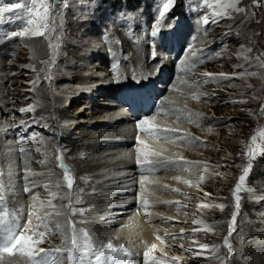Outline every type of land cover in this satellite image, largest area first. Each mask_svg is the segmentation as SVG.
Instances as JSON below:
<instances>
[{
  "label": "rangeland",
  "instance_id": "obj_1",
  "mask_svg": "<svg viewBox=\"0 0 264 264\" xmlns=\"http://www.w3.org/2000/svg\"><path fill=\"white\" fill-rule=\"evenodd\" d=\"M159 1L164 4L161 9L156 6ZM199 5H202L205 14L202 24L194 18V7ZM8 16L10 19L7 18ZM167 16L171 17L173 23H180L182 20L185 23L179 29L181 34L175 32L169 36L162 35L161 41L155 39L158 50L174 51L170 49L174 45V41L172 42L171 39H177L178 42L184 34L183 39L186 36L195 35V48L206 50L207 53L201 62L198 61L194 69L185 68L186 70L183 72L177 71L182 77L196 72L194 76L198 75L197 78L188 76L185 79L187 80L185 81L186 86L196 87L192 93L196 94L193 95L195 97L192 95L179 97V95H175V92L170 93L173 94L175 101L178 100L176 103H180L182 108L187 109V119H180V115H177L178 118L171 117L169 114L168 118L173 121V127L158 125L164 135L170 133L167 132L168 130L179 135H167L168 137L155 141L162 145H166L167 141L172 142L165 151L154 149V152L159 155L158 157L167 159L159 165L163 164L168 167L166 172L163 171L164 173L161 172L155 176H159V179L163 177L164 180L161 179V184L164 187L178 190L177 195L180 197H169L173 194L171 191L166 189L158 192L148 185V183L152 184L159 179H144V176L148 175L140 176L139 181L143 186L136 190L142 196L151 197L150 199L145 198L146 203L171 205L175 202L176 207L168 213H164L163 209L158 206L142 207L137 211L127 210L117 221L119 223L117 228L120 225L129 226L130 236L133 237L122 238L119 244L126 246V243L130 242L134 245L126 247L136 251L146 249L149 253L147 258L152 255V247L134 246L142 244L141 240H135V234L144 230L139 226L146 223L147 225L153 224L154 220H150L149 217L155 214L162 219L161 223L155 222L158 224V226L155 225L156 233L160 232L161 226H165V233L168 232L171 235L169 237L165 235L164 238L170 242H180V246L185 247V250L187 249L190 254L184 253L183 248L179 250L182 253L178 257L173 250L175 246L165 241L162 244L164 250L172 251L165 256L160 253L156 254L153 257L154 264H243L242 260L245 255L253 257V252L245 254L240 250L246 244H253V241L250 240L254 236L262 237L264 234V231H258L264 227L262 222L264 214L262 213L258 217L249 216L250 212L255 213L259 207L251 201V194H255L254 189L257 188V191H260V193H256L258 196L264 195V0H0V28L6 29L7 36L0 34V39L5 40H0V59L3 58V63L6 62L0 65V131L4 137L6 136L3 144L11 142L12 148L10 149L13 151L10 158L12 160L11 167H14L16 172L15 178L4 180L3 184L17 187L14 192V194H19L15 198V203L18 204L16 208L22 207L24 210L20 212L32 216L29 222H36V224L27 230L34 232L31 234L32 238L35 235L40 236L42 233L45 236L44 245L72 250L75 252V256L82 257L90 247L100 249L108 246L113 247L116 243L111 244V239H106L104 243L100 244L95 242L86 227L80 226L72 229L75 220H69L67 224L69 228L62 227L65 231L51 230L57 225L55 220L48 225L40 222L41 216L36 214L37 211L41 214L45 209V214L52 213L55 217L56 213H61V209L64 211L68 207L75 206L73 199L76 195L82 197L84 193L92 192V190H88L89 186L86 183L77 185L75 179H77V174L80 175L79 172L76 173L75 167L68 165L69 163H64L66 161L64 153L68 152L67 148L65 150L67 144L64 142V145L62 143L58 145L55 140V135L58 134L57 140L62 141L63 132L71 139L70 141L79 135L71 130V125H67V129L70 128L68 130L60 128L63 122L69 121V119H65L67 116L61 115L64 114L62 111L67 110L68 114L74 113L72 105L69 106L72 98L67 94L69 96L67 99L63 97L61 102L52 103L45 109L37 110V106L47 102L50 96L55 93V86L60 87L66 84L60 82L59 78L65 79L73 74V71L80 70L78 67H74L75 60L83 62L91 69L98 66L95 62L90 63L89 60H83V57H77L80 53L86 55L92 51L95 53L94 59L100 54L106 58L107 52L99 38L102 32L110 36V39L107 38L109 42H111V37L117 42L111 44H114L111 50L116 45L118 46L117 50L122 49L123 51L126 49L125 44L127 45V42L131 40V35L134 34L129 30L127 33L126 29L132 27L138 39L142 35L144 36L140 42L144 49L143 59L145 57L149 64L154 62L157 64L160 58H156L153 62V59L149 58V36L163 28ZM179 17L180 20H177ZM16 19L18 20L16 21ZM108 27L111 35L107 30ZM119 30L123 33L121 32L122 37L117 38ZM201 31L204 35L198 41L197 38L198 35L201 36ZM3 44L14 46L17 52L14 53V49L10 51L12 53L3 56ZM133 44L134 42H131V46ZM98 53L100 54L98 55ZM156 53L159 56L163 54L160 51ZM35 55H37L36 58ZM196 55L194 54V57ZM164 59L165 56H161V62L156 65L155 72L149 74L144 80L150 84V81L154 80L152 79L155 77L154 74L162 73V77L168 76L170 72L173 74L171 81L167 80L168 84L166 83V85L169 86L162 92L160 98L167 97L176 77L174 66L172 68V63L165 65ZM90 60L92 61L93 58ZM190 61L192 60L190 59ZM12 62L13 64H11ZM163 62L164 65H162ZM104 64L103 70L97 67L98 73H94L95 75L111 72L109 69L110 60L105 61ZM126 65L131 64H123L124 69L127 67ZM189 66L187 65V67ZM80 78L77 79L80 80ZM77 79L74 80V84ZM97 80H100L102 84L109 82L98 78ZM183 80L179 83H182ZM200 84H203L202 87L200 86L201 88L198 86ZM39 86L43 88L44 94L39 95L36 100L34 98V101L33 91ZM156 86L159 88L161 85L156 84ZM81 89L83 90V88ZM99 94L102 95L100 92H96L95 95L88 94L90 98L84 96L86 101L82 97V101L73 106L83 109L85 102L92 98L95 99ZM97 98L96 101L91 100V104L94 101H102L99 96ZM176 98L178 99L176 100ZM163 106L168 109L165 104ZM188 113H190L189 116ZM155 117L153 118L158 120V117ZM78 118L88 120L90 116L78 114ZM168 118L162 115L159 120L164 122ZM72 123L69 121V124ZM168 123L170 124V122ZM125 124L127 125V123ZM13 125L16 126L14 130L18 133L17 136L13 132L16 137L8 129ZM124 125L118 129L121 131L120 135L110 139L117 141L126 139L127 144H118L109 151H97L93 158L100 157L101 161L99 162H104L99 165L95 173L109 170V174L115 177L117 171L107 166L106 160L114 163L129 160L127 147L131 134L128 128H124ZM28 126L29 131L25 132L24 130ZM103 126L104 124L99 126L96 123L91 128L87 126V130L97 133L98 130L104 128ZM105 128L115 129L108 125ZM180 131L183 132V135ZM140 137L142 136L140 135ZM30 138L31 142H27ZM142 141L146 147L152 144L149 143L151 140L144 137H142ZM28 144L34 148V153L39 151L40 160L33 159L32 153L28 150ZM18 152L21 154L17 155ZM80 153L82 156H87L83 151H80L79 155ZM146 155L150 154H143V156ZM28 157L33 165L24 168L21 166L19 158L25 160ZM44 158L51 160L48 167L41 162V159ZM194 166L197 167L196 174L193 172ZM174 171L175 173H172ZM52 173L55 179L34 184L35 179H32L34 174L40 179L42 174L51 176ZM65 173L68 179H64ZM130 173L124 171L120 175ZM170 173H172L171 176H169ZM166 176L177 180L181 179L185 184L178 185L172 180H166ZM82 178L85 179L86 175ZM82 178H80L81 181ZM124 180L121 186L126 192L129 190L132 193L133 186L137 183L136 178L128 176ZM65 181L69 183L68 187L62 186ZM52 183L54 186H51ZM38 187L44 191H38L39 193L36 194L39 195L35 197V191L40 190ZM82 187L85 189L82 190ZM2 188L8 191L6 186H2ZM23 188H33V190L24 196L20 193ZM77 191L79 192L77 193ZM163 192H166L167 196L162 195ZM23 197L27 199L25 204L20 205ZM175 198H179L180 201H173ZM28 199L30 202L27 201ZM54 199L55 202L52 201ZM66 199L69 200L65 205L56 203L62 200L65 202ZM128 201L129 198L126 203H129ZM124 202V198L117 199L119 205ZM90 208L93 210L94 206L90 204L87 211ZM209 209L211 211H208ZM87 211L81 213V216L86 215ZM139 211L143 223L139 217ZM73 217L75 218V216ZM242 222L245 223L242 224ZM245 224L248 225V229L244 226ZM113 228L111 227V230ZM20 233L18 231L17 235ZM162 237L157 235L153 239L160 241ZM20 245L21 240L18 246ZM263 249L264 247L259 248L253 257L254 260L257 257H262ZM23 253L22 250H19V252L10 254H19L25 257ZM0 255L6 257L7 253ZM65 258L67 256H60L54 264H67ZM77 260L79 261L78 258Z\"/></svg>",
  "mask_w": 264,
  "mask_h": 264
},
{
  "label": "bare ground",
  "instance_id": "obj_2",
  "mask_svg": "<svg viewBox=\"0 0 264 264\" xmlns=\"http://www.w3.org/2000/svg\"><path fill=\"white\" fill-rule=\"evenodd\" d=\"M17 20L18 19H16V21ZM78 28H79V26H78ZM107 30L111 35L109 27L107 28ZM127 30H129V32H132V33L134 32V34L131 35L130 39L137 42V44L134 43L133 46H131L130 41L127 42V45L125 44L126 49L123 50L124 54L121 56V61L123 64L130 63L135 68V71L137 73H139V75H141L143 77V79L145 80V77H147L149 74L155 72L156 65H158L161 62V56H158V58H160V61H158L157 64H156V62H154L153 64L147 63L146 58L144 57V59H143V50L144 49L140 43L141 38L144 36L142 35V37L138 39L136 37L135 31L132 27L127 28L126 31ZM121 32L123 33V31L119 30V33H117V35H116L117 38L122 37ZM127 33H128V31H127ZM183 36H184V34L181 36L180 41H178L177 44H179L181 42V40L183 39ZM186 37H188V36H186ZM164 38H166V37H164ZM113 41H114V38L111 37V42H109V46H108L109 48L113 47L114 44L111 45L113 43ZM121 43H122V41H121ZM3 45H4L3 51H2L3 56L4 55L6 56V55L12 53L10 51L15 49L14 46H7L6 44H3ZM174 46L175 45H173L170 49L175 50L173 48ZM32 51H34V50H32ZM125 51H127L128 53L126 54ZM15 52H17L16 49H15L14 53ZM99 54L100 53H98V55ZM69 55H71V54H69ZM94 55H95V53H92V51H91V53H87L86 55H84V53H80L79 56H77V57H83L82 58L83 60H89L90 63L95 62L96 65H98V66H96V68L91 69V68L87 67L85 64H83V62L80 63V62H77L75 60L73 62L74 67H78L81 71L80 70H76L77 72L73 71L74 73L70 74L65 79H62L63 77L59 78L60 82H64L66 84L62 85L60 87L55 86L54 87L55 93L50 96V98L47 100V102L45 104L37 106V110L45 109L52 103L56 104L58 102H61V99L63 100V97H65V99H67L69 96L72 98L69 106L72 105L71 107H73L72 111H74V113L68 114L67 110H63L62 112L64 114H61V115H65V117L67 116V118H65V119H69V121H71L73 123L69 124V121L63 122L61 124L60 128L68 130L70 128L67 129V125L68 126L71 125L72 126L71 130L74 133H78L79 135H78V137H73V140L70 141L71 139H69L66 135H64L65 133L63 132V135L61 137L63 140L62 141L57 140L58 134L55 135V140L58 142V145H59V143H62V145H64L63 144L64 142H65V144H67V147H65V150L67 148L68 152L64 153L65 160H66L64 163L65 164L69 163L68 165L75 167L74 171H76V173L79 172L80 175L77 174V179H79L80 181L75 179V182L78 183L77 185L80 186V185H83L86 183L89 186L88 190H92V192L84 193V195L82 194L83 195L82 197H80V195H76L73 199V203L75 204V206L73 205L70 208L68 207V209L66 208L64 211H63V209H61V213H56L55 217H53L52 213L45 214V211H46L45 209L43 210V212L41 214L39 211H37L36 214H38L39 217L41 216L40 222L43 223L44 225H48L55 220L57 222V225H55V227L51 228V230H53V231H55L56 229H61L62 231H65V229H62V227L66 228L69 220L71 219L73 221L75 220L77 223L79 222L78 224L76 222H74V224H73L74 226H72V229H73V227L74 228H78L80 226L86 227L89 230V232H90V234H91V236L95 242L100 244V243H104L106 239H111V244L116 243L115 246H118V245H120L119 243L122 240V238H126V237L132 238L133 237L132 235L130 236L129 226L124 227V225H120L117 228V225L119 224L117 221L120 220L122 217L121 215L126 213L127 210H129V208H130L128 206V203H126V201L129 198V196L132 195V193H130L129 190L126 192L123 189V187L121 186V184H122V182L125 181L124 178H126L128 176L135 177L134 169L132 166V162L130 160H125L123 162L117 161L116 163H114L113 161H110V160H106V162H107L106 165L110 166L111 169L116 170L117 176L112 177V175L109 174V170H107L105 172L95 173V171L99 168V165L101 163H103L104 161L99 162V161H101L100 157L93 158V155H95L97 153V151H100V150H103V151L112 150V148L118 146V144H122V145L127 144L126 139H123L121 141H117L115 139L111 140L110 138H114V137L120 135L121 131H119L118 129L123 127V125L127 122L128 118H127V116L120 115V112L123 110V107L120 106L117 102L111 101L110 98L115 97L114 91L110 90L111 89L110 87L106 88V89L103 88L101 85L102 82L100 80H97V78L103 79V80H108L107 77L109 76V74H111V72H108V74H104V75H95L94 74V73H98L97 67H99L100 70H103V68L105 66L104 62L107 61L108 59L102 57L101 54H100V56H97V57L95 56V59H94V57H93ZM144 56H145V53H144ZM34 57L36 58L37 55H35ZM92 58H93V60L91 61L90 59H92ZM2 59H0V65H3L6 63V62L3 63ZM189 61H190V59H189ZM11 64H13V62ZM123 64H122V66H123ZM171 66L173 68V64ZM129 67H130V65H128L126 68L128 69ZM10 68H11V66H10ZM78 71H80V72H78ZM161 74H156V75L154 74L155 77L152 78L154 80L150 81L151 83L148 84V87L152 88L153 87L152 84L155 82H158V83H155V85L156 84L161 85L159 88H158V86H156L155 89H152V90L154 91L155 95L157 96L158 101L162 104H165L166 107H168V109H165L166 110L164 113L165 118H168L169 114H171V117H177L178 118L177 115H180V119H187V115H186L187 109L182 108L180 103H176L178 101L177 100L178 98H176L177 101H175L173 94H170V93L175 92V95H179V97L183 96V95L184 96H188V95L191 96L192 95V97H195L193 95H196V94H192V93L196 89V87L195 86H186L185 81H187V80H185V79H187L186 77H188V76H193L194 78H197L198 75L194 76L196 74V72H191V74H188L185 77H182L176 71V77L172 83L171 90L169 89L170 92L168 93L167 97L160 98L162 95V92H160V89L164 88V90H166V88L169 86V85L168 86L166 85L167 80L169 79L171 81V78L173 77V74L171 72L166 77H162ZM78 77H81L80 80L77 79ZM66 79L68 81H65ZM75 79H77V82L74 84ZM182 79H184L183 82L179 83L180 81H182ZM169 80H168V82H169ZM202 85L203 84H200L198 86L202 87ZM163 86H166V87H163ZM81 88H83V90L84 89H91L89 92L90 95H95L96 92L102 93V95L101 94L97 95V96H99V99H101L102 101L95 102L96 99H98L96 96L95 99L92 98V99H89L87 102H85L83 105V109L81 107H76V106L74 107L73 105L79 104L82 101V97L85 96V94L83 92L80 93V91L82 90ZM42 89L43 88H41V86H39L36 90L33 91V94H34L33 100H34V98L36 100L39 95L44 94V91ZM156 89H159V92H157ZM76 92L78 94H75ZM71 93H73V94H71ZM101 96H104L105 98L102 99ZM85 97L87 98L88 95H86ZM73 98H75V99H73ZM91 100H95L93 104H91V102H90ZM8 102H10V101H8ZM42 103H44V102H42ZM96 103L100 104L101 106H97ZM191 112H193V111L191 110ZM78 114L89 115L90 118H92V119L88 118V120H83L81 118H78ZM166 115H168V116H166ZM189 115H190V113H188V116ZM146 118H148V117L146 116ZM159 118H161V116ZM159 118H158V122L160 124H163L164 126L169 125V126L173 127V121H171L169 118L167 120H165L164 122H161L159 120ZM168 122H170V124ZM96 123L99 126L101 124H104V126H103L104 128H102L101 130H98L97 133H95L96 131L87 130V126L91 128ZM106 125L111 126L112 128L115 127V129H107V128H105ZM10 127L8 129H10ZM97 129H99V127H97ZM171 131L172 130H168L167 132H170V133L167 135H169V136H172L174 134L179 135L178 133L171 132ZM180 132L182 133L181 135H183V132L182 131H180ZM5 137H4V134H2L0 131V191L3 192L4 194H6V196L9 198L10 202L15 207H17L18 204L15 203V201H16L15 198H16V196H19V194H14L17 187L15 185L3 184L4 180L13 179L16 177L15 168L11 167L12 160L10 158L12 157V154H13V151L10 149V148H12V146H10L11 142H9L8 144H3ZM149 143L150 144L152 143L151 144L152 147L154 146L155 149L161 150V151L167 150L168 146H170L172 144V142L170 143L168 141H167L166 145H164V144L162 145V143L155 142V141H151V142L149 141ZM178 144H179V142H178ZM27 146H29V144ZM28 150L32 153L34 160H37V159L40 160L41 155H40L39 151H37V153H34V148H32V146H29ZM80 151H83V153L87 156H82L81 153L79 155ZM19 153L20 152H18L17 155H19ZM164 157H166V156H164ZM19 159H20L21 166L24 168H27L29 166L31 167V165H33L32 163H30L29 157L25 160L23 158H19ZM41 160H42L41 162L43 164H45L46 167H48L49 164L51 163V160H49L47 158H44ZM155 160H159L158 164H160L161 162L166 161L167 159H163L161 157L156 156ZM124 171L129 172V173L131 172V173L126 174V175L125 174L120 175V173L124 172ZM168 171H170V170H168ZM196 171H197V167L194 166L193 172L195 173ZM172 173H175V171ZM172 173H170L169 176H171ZM84 175H86L85 179L82 178V176H84ZM169 176L168 177L166 176L165 179L166 180H172V181H174V183L176 182L178 185L185 184V182H182L181 179L177 180L176 178H171V177L169 178ZM56 177H57V175H56ZM78 177L82 178L83 180L81 181V179ZM139 178H140V176H139ZM145 178L153 180L156 178L159 179V176L154 177V176L148 175V176H144V179ZM32 179H35L34 184H37V183L43 182L45 180L55 179V176H53V173L51 174V176L42 174V176L39 179V177H37V175L34 174ZM161 179L164 180L163 177ZM161 179H159V181L158 180L154 181L152 184L148 183V185H150L151 188L156 189L158 192H161V190L165 191L166 189L171 191L173 194H171L169 197H180L177 195L178 190H176V189L173 190L172 188L164 187L163 184H161ZM68 185H69V183H66V181L62 184V186H64V187L65 186L68 187ZM2 186H6L8 191L4 190L2 188ZM51 186H54V184L52 183ZM38 188H40V187H38ZM84 189L85 188L82 187V190H84ZM38 191H44V190L42 188H40V190L35 191V193H34L35 197H36V195L37 196L39 195V194H36ZM46 191H48V190H46ZM78 192L79 191H77V193ZM254 192H255V194H251V201H252V203H254V205H258L259 207L257 208V211L255 213L250 212L249 216L258 217L262 213L264 214V195H262V196L259 195L260 196L259 197L258 194H256V193H260V191H257V188L254 189ZM162 195H166V192H163ZM121 198H124L125 202L123 204L119 205L117 203V199H121ZM165 198H167V197H165ZM26 199H27L26 197H23L21 199L22 202L20 203V205L25 204ZM32 199H34V198H32ZM189 199H190V197H189ZM68 200L69 199H66L65 202H64V200H62V201L56 202V203H60L62 205H65ZM27 201L30 202L29 199ZM52 201L55 202V199ZM173 201H180V200H179V198H175ZM90 204H91V206H94V208H93V210H92V208H90V210L87 211ZM156 206H158L159 208H162L164 213H168V211H172V209L176 207V203L173 202V204H171V205H158V204H156ZM17 210L22 211L24 209H22V207H18ZM130 210H132V209H130ZM86 211H87L86 215L81 216V213H85ZM149 211L152 212L153 210H149ZM208 211H211V209H209ZM140 214H141V212L139 211V217L142 220V217L140 216ZM191 215H194V214L191 213ZM73 216H75V218ZM263 217L264 216H262V219H263L262 222L264 224V218ZM149 219L154 220V223L150 224V225L149 224L147 225V223H146V224H141L139 226V228L144 229V230H141V232L139 231L137 234H135V240H141L142 244H140L139 246H134V247H140V248H147V246L152 247L151 248V250H153L152 255H150L148 258H146V261L148 264L151 263L153 256L155 257L156 254L160 253V254L165 256V255H169V253L172 251V250H169L168 252H166L164 250V246L162 244L165 241H167L168 244L174 245L176 247V250H175V247H173L174 248L173 250H174V253L178 257L182 253L179 250H181L183 248H184V253H186L188 255L190 254V252L187 251V249L185 250V247L180 246L181 245L180 242L174 243V242H170L169 240H166L164 238L165 235L168 237H169V235H171V233H168V232L165 233V226H161L163 230L161 229L160 232L156 233L157 229L155 228V225L158 226V224L155 222L161 223V221H162L161 218L157 217V215L154 214V215H151L149 217ZM256 222H258V221H256ZM142 223H143V220H142ZM244 223L245 222H242V224H244ZM38 224H40V223H38ZM244 226L246 227V229H248L247 224H245ZM111 227H114L113 228L114 230L113 229L111 230ZM119 227H121V228H119ZM29 228L30 227H26L25 229H29ZM67 228H69V227H67ZM126 228H128V229H126ZM44 229H43V231H44ZM261 230L264 231V227H262V229H260V230L258 229V231H261ZM125 231H127V232H125ZM20 235H22V234L20 233ZM157 235L163 236L160 241H157L158 239H156V240L153 239ZM238 236H240V234H238ZM114 241H116V242H114ZM250 241L251 242L253 241V244H246L245 246L242 247V250H240V251L245 253V254H249V253L253 252L254 254H252V255L254 257L257 254V252L259 251V248L264 247V234L262 237L261 236L258 237L256 235ZM133 245L134 244H132L130 242L126 243V246H128V247L133 246ZM186 247H189V246L186 245ZM197 249H202V248H197ZM6 253H7V255H5L6 257L1 256L2 259H0V264H28L29 263V259H27V258H25L19 254H15L12 257H10L11 254L8 252H6ZM262 254H263L262 257H257L256 260H254L253 257H249L248 255H245V258H243L242 262H243V264H264V249L262 250Z\"/></svg>",
  "mask_w": 264,
  "mask_h": 264
}]
</instances>
